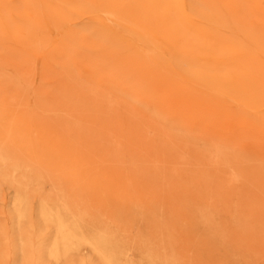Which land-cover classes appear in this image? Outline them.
Masks as SVG:
<instances>
[{"label": "bare ground", "instance_id": "obj_1", "mask_svg": "<svg viewBox=\"0 0 264 264\" xmlns=\"http://www.w3.org/2000/svg\"><path fill=\"white\" fill-rule=\"evenodd\" d=\"M54 1L0 0V65L15 76L43 79L35 65L40 60L57 68L55 84L64 90L69 89L66 80L85 76L125 98L122 110L144 121L115 122L107 114L113 105H101L99 93L81 96L78 108L59 102L55 107L67 118L55 119H107L109 137L143 142L145 168L151 172L164 162L177 176L175 131H197L204 150L195 146L189 152L183 141V156L189 165L184 191L196 189L199 202L190 197L178 207L177 186H156L155 234L145 235L143 242L139 232L136 242L134 232L124 234L123 241L114 238L110 230L88 222L74 201L44 187L49 182L69 187L61 169L75 166L64 161L58 144L46 136L33 139L22 127V119H45L43 109L13 99L3 119L21 120L0 128V201L2 185L10 186L14 199L8 217L14 224L8 228L0 212V264H74L80 247L98 264H179L177 251L195 245L206 211L218 201L240 215V222L242 215L264 216V206L254 205L249 215L247 207L262 198L264 204V0ZM50 33L58 43L43 53ZM12 83L16 90L22 85L18 78ZM162 148L165 158L159 156ZM205 232L202 240L218 229ZM164 239L166 254L161 255ZM226 239L219 249L238 247ZM259 246L264 250V241Z\"/></svg>", "mask_w": 264, "mask_h": 264}, {"label": "rangeland", "instance_id": "obj_2", "mask_svg": "<svg viewBox=\"0 0 264 264\" xmlns=\"http://www.w3.org/2000/svg\"><path fill=\"white\" fill-rule=\"evenodd\" d=\"M54 2L56 3L57 0ZM48 37L51 43L43 53L45 51L49 53L50 49L58 43L52 33ZM35 59L32 58V60ZM35 65L42 69L43 79L38 75L15 76L9 66L0 65V128L15 120H21L3 119L7 113L3 109L8 108L13 99L29 107L32 106L37 111L43 109L45 119H22V127L29 129L33 139L46 136L48 140L51 139L53 143L58 144L64 161L75 166L67 170L61 169L60 176L65 179L63 181L70 184L69 187L61 182H49L44 184L48 191L58 193L68 201H74L75 207L85 212L88 222L110 230L112 236L121 241L124 240V234L132 232L135 233V242L139 241L137 237L139 232L143 242L145 235L151 236L155 234V230L157 231V221L155 222L157 213L155 216L153 211L156 186H161L162 189L177 186L178 207V204H188L190 197H196L195 199L199 202L196 189L184 191L186 178H188L185 169H189V165H184L183 156L187 147L189 152L195 146L199 150H204L200 145L197 131L192 129L190 134L183 129L175 131L180 140L178 146L180 157L177 158V164L174 163V168H179L176 172L177 176L173 174V171L166 169L164 162L160 164L159 169L151 172L145 168L143 142L136 139L122 140L109 137L107 119H55L56 117L67 118L63 110L55 107L59 102L70 103L71 107L78 108L81 96L99 93L104 96V98H96L101 105H106L107 102L113 105L108 107L107 114L115 122H128L135 126L140 121H144L145 118L142 116H132L122 110V106L126 105L125 98L104 88H98L85 76L66 80L69 89L64 90L55 84L56 78L59 77L56 75L58 70L54 65H44L40 60H36ZM13 78H18L22 82L18 90L13 86ZM182 82L183 78H179L180 86L183 85L184 82ZM134 101L138 104L142 103L140 98H135ZM262 112V109L257 110L258 115ZM164 139L163 137V141ZM183 141H188L187 147L184 146ZM134 143H136L135 146ZM165 155L166 150L162 148L159 156L165 158ZM187 160L191 159L187 157ZM167 175H169L168 181ZM192 186L189 180V188ZM238 188L243 191L241 185ZM1 189L3 198L0 201V212L7 217L4 223L9 228L11 222L14 224V221L8 217L12 211L14 191L4 184ZM205 191L203 189V192ZM199 197L201 201L206 200L205 197L201 198L202 192L199 193ZM262 200L257 202L252 200L248 203V215L252 212L254 205L257 206L256 208L264 206ZM192 201L196 204V201ZM208 203L206 204L209 205ZM33 207L36 209L37 204L35 203ZM210 209L206 211L207 216L203 220L204 228L197 230L196 238L193 236V241L197 240L194 242L195 245L192 244L191 248L188 245L177 251L178 258L183 260L179 264H264V250L259 246L260 242L264 241V216L259 217L256 214V217L251 220L242 215V222H240V215H233L230 210H227L228 205L219 201L218 204L211 205ZM138 213L142 217L140 225H138ZM171 215L173 216V210ZM197 220L199 218L195 217L194 222ZM210 229H218V232H211L206 239L202 240L204 235L205 237L207 235L205 231ZM224 237L228 238L226 241L235 242L234 244L238 247L219 249L220 240ZM206 240H209L208 243ZM166 243L164 239L161 255L166 254L164 252ZM149 247H151L150 244ZM151 249L154 250V247ZM81 262L98 264L95 256L85 247H80L75 254L74 264Z\"/></svg>", "mask_w": 264, "mask_h": 264}]
</instances>
